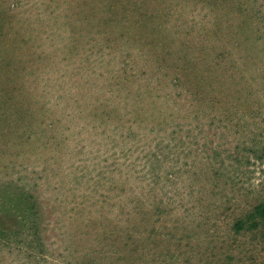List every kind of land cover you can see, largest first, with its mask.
I'll return each instance as SVG.
<instances>
[{
  "label": "rangeland",
  "instance_id": "1",
  "mask_svg": "<svg viewBox=\"0 0 264 264\" xmlns=\"http://www.w3.org/2000/svg\"><path fill=\"white\" fill-rule=\"evenodd\" d=\"M259 203L264 0H0V264H264Z\"/></svg>",
  "mask_w": 264,
  "mask_h": 264
},
{
  "label": "trees",
  "instance_id": "2",
  "mask_svg": "<svg viewBox=\"0 0 264 264\" xmlns=\"http://www.w3.org/2000/svg\"><path fill=\"white\" fill-rule=\"evenodd\" d=\"M250 214L247 217V220L250 221L246 228L255 227L258 224L264 225V203H259L249 211ZM259 216V219H258ZM244 221L242 219H238L235 223V228L237 231H239V228H243Z\"/></svg>",
  "mask_w": 264,
  "mask_h": 264
}]
</instances>
